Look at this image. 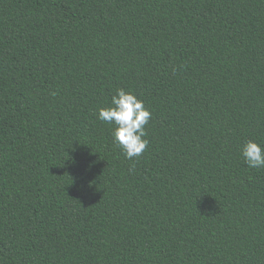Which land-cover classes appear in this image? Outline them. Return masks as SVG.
I'll list each match as a JSON object with an SVG mask.
<instances>
[{
	"label": "trees",
	"instance_id": "16d2710c",
	"mask_svg": "<svg viewBox=\"0 0 264 264\" xmlns=\"http://www.w3.org/2000/svg\"><path fill=\"white\" fill-rule=\"evenodd\" d=\"M120 88L133 160L98 119ZM248 140L264 0H0V264H264Z\"/></svg>",
	"mask_w": 264,
	"mask_h": 264
},
{
	"label": "clouds",
	"instance_id": "9594fccd",
	"mask_svg": "<svg viewBox=\"0 0 264 264\" xmlns=\"http://www.w3.org/2000/svg\"><path fill=\"white\" fill-rule=\"evenodd\" d=\"M98 119L113 125V142L126 158L133 160L142 156L148 145L146 125L151 119L143 100L133 92L117 89L111 98V106L100 108ZM244 162L250 169L264 168V144L246 141L241 148ZM134 170L133 168L130 171Z\"/></svg>",
	"mask_w": 264,
	"mask_h": 264
}]
</instances>
